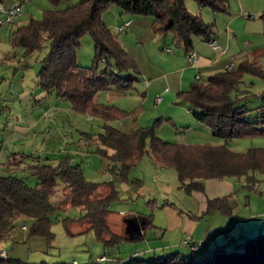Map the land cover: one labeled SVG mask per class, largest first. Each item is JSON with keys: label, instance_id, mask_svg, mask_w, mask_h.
Instances as JSON below:
<instances>
[{"label": "rangeland", "instance_id": "rangeland-1", "mask_svg": "<svg viewBox=\"0 0 264 264\" xmlns=\"http://www.w3.org/2000/svg\"><path fill=\"white\" fill-rule=\"evenodd\" d=\"M18 1L22 8L20 17L0 24V174L24 176L28 184L36 185L37 177L30 171L32 164H56L60 157L68 156L71 163L80 164L87 179L104 184L111 182L117 189V196L109 203L112 209L110 225L117 231L123 230V214L152 213V217L155 215L160 222L164 220L161 207L165 201L183 208L196 204L194 195L186 192L180 184L175 168L161 165L146 151L134 153L125 176L118 172L117 166L109 168L110 158L97 150L101 144L89 138V135L94 136L102 130L104 119L74 110L68 99L57 96L54 91H48L37 83L36 75L42 65V58L49 50L50 39L47 35L44 34L39 48L26 55L23 54L22 46L13 43L11 29L26 22L30 15L41 18L45 8H62L80 0H60L58 3L50 0H0V4L7 10ZM185 6L204 21L212 23L214 33L221 37L220 42L230 44L227 59L231 56L234 61L244 56L250 59L255 57L264 72V0H227L226 10L200 6L197 0H185ZM3 15L1 12L0 17ZM101 18L139 69V79L134 82L131 91L123 93L102 89L95 94L96 101L124 109L119 118L107 122L123 131L152 126L157 136L171 142L226 143L236 151L264 146V136L260 135L230 139L216 136L206 123L192 115L196 107L178 96L177 92L181 89H174L176 86L173 83L169 85L166 82V71L170 72L171 79L176 76L173 72L177 67L176 61L170 55L177 51L182 53V49L172 41L170 33L154 31L152 15L122 11L118 4L111 3L102 11ZM126 20H130L131 24L119 30L118 26ZM197 41L205 43L200 36L193 35V42ZM93 56L94 42L90 32L86 31L80 36L76 60L81 65H89ZM105 67V61L100 60L98 69ZM219 68L203 73L201 79H206ZM113 69L112 65H108V70ZM124 72L127 74L131 71ZM153 76L159 77L150 82ZM148 82L151 84L148 85ZM167 85L172 87L169 92H166ZM239 89L242 96L239 102L244 103L248 112L253 114L255 107L261 103L264 75L245 72ZM157 94L161 99L156 102ZM149 142L150 136H147L145 148H149ZM106 151L112 153L111 148ZM258 177H261L259 191L240 188L239 182L235 194L241 199L248 195L255 205L257 201L258 210L263 211L264 178L260 174ZM104 189L107 188L101 187L98 193L102 194ZM68 193L69 188L59 184L57 192L50 197L55 205L50 214V229L54 233L51 240L40 234H29L32 218L19 216L13 220L9 236L0 240V248H4L9 257L33 264H57L74 259L82 263L95 261L102 253L119 258L132 253L139 240H124L116 247L104 250L93 230L78 232L84 223L75 218L83 213V209L64 202ZM65 221L69 222L67 227ZM152 229L155 228L150 227L147 232L151 233ZM260 230H264V225L261 229L257 227L248 231V234ZM153 255L149 253L142 256L152 260ZM115 263L117 261L110 258L101 262Z\"/></svg>", "mask_w": 264, "mask_h": 264}, {"label": "trees", "instance_id": "trees-1", "mask_svg": "<svg viewBox=\"0 0 264 264\" xmlns=\"http://www.w3.org/2000/svg\"><path fill=\"white\" fill-rule=\"evenodd\" d=\"M50 1L58 3L60 0ZM197 2L214 10L227 9V0ZM111 3L118 4L122 11L152 15L154 31L170 33L172 41L185 52L193 49V35L205 41L214 35L212 23L190 12L185 0H80L62 8H45L41 18L30 15L26 22L11 29L12 41L22 46L24 55L41 46L44 34L50 39L49 50L42 58L36 75L37 83L68 99L74 110L104 119L102 130L94 136L89 135V138L101 144L97 147L98 152L106 154L110 158L109 168L117 166L122 176L132 164L130 160L134 153L146 151L161 165L174 167L180 184L188 193L204 191V180L211 177L241 179L243 188L259 191L261 177L258 175L264 178V146L236 151L226 143L171 142L157 136L152 126L123 131L107 122L119 118L124 109L96 101L95 94L102 89L129 92L139 79V69L133 58L101 18L102 11ZM86 31L90 32L94 42V56L91 64L81 65L76 60V48L80 36ZM100 60L106 63L102 70L98 69ZM108 65L114 69L108 70ZM129 70L131 72L125 74L124 71ZM245 72L264 75L255 57L250 59L244 56L233 61L231 67L215 71L204 80L198 76L177 94L196 107L192 115L206 123L216 136L225 139L264 136V92L253 114L248 112L244 103L239 102L242 98L239 84ZM147 136H150L149 148H145ZM107 148L112 149L111 154L107 153ZM30 171L37 177L36 185L28 184L24 176L0 174V240L9 236L11 224L19 216L32 218L29 234H40L51 240L54 233L50 229V214L55 205L50 197L57 192L59 184L69 188L64 202L83 209V213L75 218L84 223L78 232L93 230L104 250L114 248L124 240L141 238V233L130 236L124 231V219L134 216V213L122 215L123 230L112 229L109 203L117 196V189L111 182L104 184L87 179L80 164L71 163L68 156L60 157L56 164L34 163ZM104 186L107 189L99 194V189ZM232 194L233 191L207 197L205 208L197 217H205L213 212L231 214ZM248 197L245 196V203ZM164 204L174 205L166 201ZM137 215L144 219V229L153 225L152 213ZM68 223L65 221L66 227ZM251 230L237 226L224 227L219 231L221 239L212 238L209 244L186 234L182 244L187 249L154 254L152 260L132 251L122 258L102 253L95 261L79 263L74 259L57 264H101L108 258L117 261L115 264H264V230L248 234ZM67 231L72 233L68 228ZM187 235L189 237L184 240ZM124 258L125 261L122 260ZM0 264L33 263L9 257L5 250V255L0 253Z\"/></svg>", "mask_w": 264, "mask_h": 264}, {"label": "crops", "instance_id": "crops-1", "mask_svg": "<svg viewBox=\"0 0 264 264\" xmlns=\"http://www.w3.org/2000/svg\"><path fill=\"white\" fill-rule=\"evenodd\" d=\"M20 2V1H19ZM21 4V2H20ZM22 8H20L21 11ZM20 17V14L16 17ZM131 24V21L129 25ZM128 25V26H129ZM217 40L220 48L213 50L208 41L201 43L199 41L193 42V49L197 52V56L193 60L187 58V52L182 48V53L177 51L170 55L171 58L176 61L175 79H171L170 72L166 71V82L173 83L176 86L174 89H186L192 81L205 72H210L213 69L226 68L231 62H233V56L227 57V53L230 50V44L223 43L221 37L214 33L213 37ZM225 41V40H223ZM174 52V51H173ZM223 67V68H222ZM173 73V74H174ZM161 76V75H160ZM153 76L151 80L155 79ZM147 84L150 85L151 83ZM172 86V85H171ZM166 92H169L168 85L165 87ZM158 95V94H157ZM156 95V96H157ZM155 96V97H156ZM241 182V179H235L232 177H211L204 180V191H193L189 194L194 195V199L197 203L194 205H187L186 208L174 205L164 204L162 209V216L164 220L158 222L155 215L152 217L153 225H148L145 229L142 228V236L139 239L136 248L133 253L138 255H148L149 253L157 254L172 251L176 249H187V246L182 244V238L186 234H191L196 239H201L203 242L209 244L215 238L221 239L220 230L224 227L237 226L242 229H257V227H263L264 225V210H258L259 206L257 201L248 197V202L245 203V199L238 198L235 194L236 186ZM243 187L240 185V188ZM232 194L233 211L229 215H224L220 212H213L212 214L198 218L205 208V200L207 197L216 195H222L226 193ZM193 202V203H194ZM139 220L141 218L138 215H134ZM144 220V219H143ZM153 227L151 233L147 232V229ZM157 227L162 229L160 232ZM183 246V247H182Z\"/></svg>", "mask_w": 264, "mask_h": 264}, {"label": "built area", "instance_id": "built-area-1", "mask_svg": "<svg viewBox=\"0 0 264 264\" xmlns=\"http://www.w3.org/2000/svg\"><path fill=\"white\" fill-rule=\"evenodd\" d=\"M3 12V17H0V24L4 23V22H12L19 14H20V2L18 1L17 3H15L12 7L8 8L7 10H4L3 7L0 4V13ZM130 20H126L124 21V23L120 24L118 26L119 30H122L125 26L129 25ZM209 46L214 49V50H218L220 48L219 44L217 43V40L215 38H212L208 41ZM168 50H171V48H168ZM197 56V52L192 49L189 52H187V58L189 60H193L195 59ZM233 65V62H231L227 67H231ZM198 77V75H197ZM161 99L160 95H157L155 97V101H159ZM189 237V235L186 236V238L184 240H186ZM1 255H5V250L1 249L0 250Z\"/></svg>", "mask_w": 264, "mask_h": 264}, {"label": "water", "instance_id": "water-1", "mask_svg": "<svg viewBox=\"0 0 264 264\" xmlns=\"http://www.w3.org/2000/svg\"><path fill=\"white\" fill-rule=\"evenodd\" d=\"M125 222V228L124 231L130 236H133L134 234H140L142 232V228L144 225V220H139L135 216H131L124 219Z\"/></svg>", "mask_w": 264, "mask_h": 264}]
</instances>
